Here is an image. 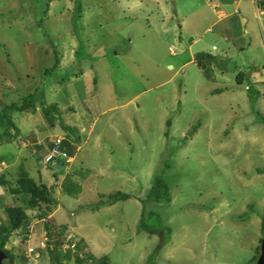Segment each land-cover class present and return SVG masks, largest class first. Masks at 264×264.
<instances>
[{"label": "rangeland", "instance_id": "374dc122", "mask_svg": "<svg viewBox=\"0 0 264 264\" xmlns=\"http://www.w3.org/2000/svg\"><path fill=\"white\" fill-rule=\"evenodd\" d=\"M216 1L0 0V115L37 90L46 107L61 110L52 113L54 128L41 106L34 114L7 113L13 125L0 119L8 180L22 171L38 180L40 171L46 186L55 185L58 203L43 221L28 211V236L19 231L5 246L13 264H29L17 256L26 257L28 246L39 250L47 223L66 242H83L87 263L90 255L109 264L257 263L264 239V78L251 76L264 54L255 62L251 49L221 43ZM251 29L249 39L257 37ZM54 50L61 63L49 78ZM200 53L223 57L215 81L189 63ZM240 72L262 84L259 99L246 81L233 88ZM51 136L71 145L78 138L72 162H43L37 142ZM158 178L170 202L148 200ZM66 183H76L79 193H65ZM117 193L130 199L114 203ZM3 196V208L23 205L6 190ZM32 264L53 263L43 254Z\"/></svg>", "mask_w": 264, "mask_h": 264}, {"label": "trees", "instance_id": "16d2710c", "mask_svg": "<svg viewBox=\"0 0 264 264\" xmlns=\"http://www.w3.org/2000/svg\"><path fill=\"white\" fill-rule=\"evenodd\" d=\"M50 5L47 4L44 8V11H47V8ZM55 55V65L53 68L47 71L46 77L51 78L53 76L52 73H55V70L58 69L61 63V58L57 50H54ZM218 57V55H212L209 53H203V54H197L196 55V63L197 65L202 69L208 80L215 81L214 76V70L215 67H220L221 71L225 69V65ZM229 61V60H228ZM227 63V60L225 61V64ZM246 73L240 72L236 76V83L239 86H242L246 81V87L247 90L253 95L254 99H259L260 90L257 88V83H254L253 80L249 77L246 78ZM247 80L251 83H247ZM65 82V79L62 81ZM35 94H29L25 99H23L21 104L13 103L10 106L5 107V109L2 111V115H0L1 121H5L8 119L7 113L9 112H20V113H31L34 114L37 112L38 106L42 107V113L44 114L49 126L55 127L56 120L55 117L52 114L53 112L58 114L61 112L60 109H58L57 105H49L46 107V102L44 101V94H39L38 90ZM216 93V92H214ZM222 91H217V94H221ZM65 111H63L64 113ZM6 114V115H5ZM8 124L13 125V123L8 119ZM66 132H70L69 136L75 135L74 129L69 128L66 129ZM86 130L83 129V132ZM5 134H3L2 137H4ZM78 138L74 139V145L69 144L68 141H64L62 147L68 151V154L71 157H74L77 149H78ZM53 146V143L51 144ZM50 146L49 150L52 148ZM49 152V151H48ZM1 162V161H0ZM58 163V162H56ZM53 166L54 164H50V166ZM49 166V165H48ZM56 176V175H55ZM16 186L15 188H12L9 186V194L12 196H15L16 198H20L22 200L21 206L19 205H10L9 207H5L4 213L7 217V224H1L0 225V248L6 252L5 246L7 242L11 239V237L17 233L22 232L24 235V238L28 236L29 228H30V222L31 218L28 215V211H38L39 220H45L48 218L51 213L53 212V208L58 206V203L55 198V192L54 188L55 185H52V187L46 186L44 183H37L34 179H32L29 175V173L22 171L20 173V177L15 182ZM6 185L4 182V177H0V186ZM9 185V184H8ZM78 185L76 183H66L64 190L65 193L72 195L74 193H79V188H76ZM168 189V186L164 183L163 179H157V181L154 183L153 188L150 191V194L148 196V200L151 202H160L164 198L162 197V191ZM130 199V196L117 193L113 196H111L110 200L112 202H119L121 200L127 201ZM164 200L169 201V197L165 198ZM264 220V217H263ZM263 229H264V221H263ZM45 231L47 236V252L51 256V261L53 264H62L63 260H73L75 264H109L107 259H99L92 255H90L89 263H87V259L83 257V242L81 244L77 245L75 244V250L73 252L72 249L64 250L63 247L65 246L66 239L64 240L63 235L61 234V237L57 234V231L60 232V230H57V228L50 223H47L45 225ZM62 233V232H61ZM56 234L59 237L56 236ZM73 243H69V246L71 247ZM89 255H87L88 257ZM21 257V263L26 262L28 259H26L25 256H17ZM29 264H32V262H28ZM13 264V261H12Z\"/></svg>", "mask_w": 264, "mask_h": 264}, {"label": "crops", "instance_id": "0c3cea01", "mask_svg": "<svg viewBox=\"0 0 264 264\" xmlns=\"http://www.w3.org/2000/svg\"><path fill=\"white\" fill-rule=\"evenodd\" d=\"M211 1L206 0V2L209 4ZM242 2H246L247 6L248 5L251 6L252 9L249 13L247 11V6H243V4H241ZM220 4L222 6V9H221V11H219L217 13V16L220 19H218L213 24V26L218 27L220 25L221 26L223 25V29L221 28L219 31V35L222 38L221 43H223V44H226V43L227 44L228 43L229 44H235V46L237 48L236 50H238L239 52H242V53L251 49L250 54L254 55V61L257 62L258 59H256V56L259 55L260 51L262 52V54H264V0L262 2H260L259 5H256L255 2H253L252 0H246V1H244V0H220ZM216 5L220 6L216 1L215 4L210 5V7L214 11H216ZM196 16H197L198 20H200V21H202L206 17V15H202L199 13H196ZM252 20L255 22V24L251 23ZM251 27H254V29L256 30V34H257V37H255L253 39H249V36L251 34H253V35L255 34L254 31L251 29ZM206 31H208V29ZM217 42L219 43V41H217ZM196 44H197V40L192 42L190 49L192 47H194ZM205 45H207V44H205ZM214 50L215 51L218 50L217 47H215ZM175 52H176V50L174 52H171V53L173 55H175L176 54ZM221 52H222V54H224L225 59L228 60L227 58L229 56V53H228L229 50L224 49V50H221ZM247 52L249 53V51H247ZM192 56H193V60L189 63L197 64L196 59H195L196 55L193 54ZM249 58H251V57H249ZM258 67L261 68L258 71L259 73H256L254 75V77L249 75V77L251 76V78L253 80H254V78L257 80L261 77L264 78V63L263 64L259 63ZM223 73H226V71L222 72L221 75ZM261 85L262 84L257 83L258 90H260L259 88ZM238 87H239V85L237 84L233 88H238ZM219 91H222V93H223L226 90L224 89V90H219ZM52 136L50 138H52ZM54 137H57V136H54ZM54 137L52 139L47 137L45 141L43 139V140H40V142H37V145L41 149H43V152H42L43 154L48 153L49 148H50V146H52L51 144L54 141L53 140ZM0 161H1L0 165H3L5 168V169H3L4 171H2L0 173V177L1 176L4 177V182L6 184L3 186H0V197L4 198L3 194H4L5 190L8 191L9 186H11L12 188H15L14 184L16 181H14V178H12L11 180H8L11 177L10 173L7 171L9 167H7L5 165L6 162H5L4 158L0 159ZM40 162L43 163L42 160H40L39 163ZM54 165H56V164H54ZM40 168H41V166H40ZM38 174H39L38 180L34 179L33 177H31V178L34 179L36 182L39 181L38 183H43L42 181H43L45 176L42 175L40 171L38 172ZM16 179H18V178H16ZM50 183H52V181ZM8 193H10V192L8 191ZM9 206L10 205H8L6 207H9ZM4 209H5V207L3 208V204H0V214H2V213L4 214ZM56 211L58 212L59 209L57 208ZM3 220H6V217H5V219L0 218V225L2 224Z\"/></svg>", "mask_w": 264, "mask_h": 264}, {"label": "built area", "instance_id": "2783aa9c", "mask_svg": "<svg viewBox=\"0 0 264 264\" xmlns=\"http://www.w3.org/2000/svg\"><path fill=\"white\" fill-rule=\"evenodd\" d=\"M252 1L255 2L256 5H258L263 0H252ZM170 51L174 52L175 50L173 48H171ZM64 141H66L64 138H60V137L54 138L52 148L49 150V152L45 155V157L43 159V162L46 165L54 164L53 162L55 160L59 161L60 159L66 161V162H72L71 161L72 157H70V155L68 154V151L62 147ZM3 168H4V166L0 165V173L2 172ZM26 243H28V242H26ZM47 248H48L47 238H45L44 242L41 244L38 251H37V249H34L33 247L28 246V250L26 252V258L30 262H37L42 258L43 254H48ZM63 249L64 250L72 249L74 252L75 243H73L72 246L70 247L69 242H67L65 244V246L63 247Z\"/></svg>", "mask_w": 264, "mask_h": 264}, {"label": "water", "instance_id": "95a60500", "mask_svg": "<svg viewBox=\"0 0 264 264\" xmlns=\"http://www.w3.org/2000/svg\"><path fill=\"white\" fill-rule=\"evenodd\" d=\"M0 264H12L7 254L0 248ZM256 264H264V239L261 244V251Z\"/></svg>", "mask_w": 264, "mask_h": 264}, {"label": "bare ground", "instance_id": "6f19581e", "mask_svg": "<svg viewBox=\"0 0 264 264\" xmlns=\"http://www.w3.org/2000/svg\"><path fill=\"white\" fill-rule=\"evenodd\" d=\"M259 5V4H258ZM71 157V156H70ZM55 161H57V160H55ZM78 264V263H77Z\"/></svg>", "mask_w": 264, "mask_h": 264}, {"label": "clouds", "instance_id": "9594fccd", "mask_svg": "<svg viewBox=\"0 0 264 264\" xmlns=\"http://www.w3.org/2000/svg\"><path fill=\"white\" fill-rule=\"evenodd\" d=\"M174 49V48H173ZM170 50V49H169ZM175 50V49H174ZM171 52V51H170Z\"/></svg>", "mask_w": 264, "mask_h": 264}]
</instances>
